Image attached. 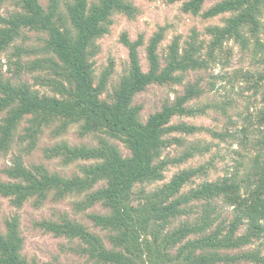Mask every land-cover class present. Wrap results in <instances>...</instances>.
Listing matches in <instances>:
<instances>
[{"label": "trees", "instance_id": "trees-1", "mask_svg": "<svg viewBox=\"0 0 264 264\" xmlns=\"http://www.w3.org/2000/svg\"><path fill=\"white\" fill-rule=\"evenodd\" d=\"M170 1H182L186 13L198 15L208 0ZM6 4L14 8L0 12V54L13 50L8 61L0 60V154L15 140L27 151L34 150L47 128L60 137L77 125L79 135L93 136L95 143L60 140L44 149L48 159L66 166L81 162L72 175L51 171L44 163L27 166L16 155L4 168L7 179L0 177V195L19 208L30 199L41 206L51 195L55 200L82 196L75 203L79 211L101 204L108 213L89 216L109 231L110 247L67 213L59 220L38 222L56 235L80 238L85 243L80 253L99 264H264V104L257 120L253 123L249 117L240 129L239 143L256 151L245 171L206 179L184 192L194 178L208 176L205 165L183 168L150 190L147 185L165 179L171 165L185 163L209 147L194 143L173 157L164 156L165 150L174 144L185 146L182 135L208 131L226 141L236 139L238 132L173 122L177 116H194L214 106L190 105L204 93L198 80L187 83L182 94L166 101L146 121L142 105L134 102L152 84L182 82L181 73L207 68L229 40L244 51L263 46L264 0H221L204 11L207 18L230 13L223 24L207 28L211 40L205 54L196 34L183 46L176 37L162 63L159 47L165 27H160L148 40L147 71L140 55L144 36L133 40L124 32L121 41L129 51V68L112 92L108 85L113 69L97 77L94 57L100 51L98 40L110 32L116 13L136 17L139 9L133 0H49L47 7L40 0H0V10ZM27 31L44 34L42 44L24 42ZM258 73L251 79L264 101V70ZM27 74H34L35 84L49 92L35 88L24 79ZM227 104L219 107L227 110ZM220 202L232 209L226 217ZM19 229L18 216L7 220L4 232L0 229V264H37L23 254ZM257 243L259 247H248Z\"/></svg>", "mask_w": 264, "mask_h": 264}, {"label": "rangeland", "instance_id": "rangeland-1", "mask_svg": "<svg viewBox=\"0 0 264 264\" xmlns=\"http://www.w3.org/2000/svg\"><path fill=\"white\" fill-rule=\"evenodd\" d=\"M40 1L43 6L47 7L49 0ZM133 1L139 9L136 17L129 18L125 14L116 13L110 32L98 40L100 51L94 57L96 75L99 77L107 68L113 69L108 85L109 92L113 91L129 68V51L121 41L124 32H127L133 40L138 39L140 35L144 36L145 43L140 49V55L143 69L147 71L149 69L146 52L148 40L160 27H165V38L159 47L162 63H164L168 47L176 37L181 40L183 46L187 39L196 34L198 41H201L203 47H205L202 50V53L205 54L207 51L206 46L211 40L207 28L223 24L230 14L225 13L210 18L204 17L203 12L221 0L206 1L203 12L198 15L186 13L182 9V1ZM13 8L11 4H6L0 12L5 13L7 9L12 10ZM26 34L28 39L24 42L29 45L42 44L41 39L44 34L42 35V33L36 31H27ZM260 41L263 43L260 48L252 46L251 49L244 51L234 40H229L225 43L221 52L217 51V60L211 61L207 68L190 69L185 73H181L184 76L182 82L163 85L152 84L136 95L134 102L142 105L141 117L146 121L152 113L161 109L166 101H172L177 95L182 94L187 83L198 80L204 88V93L193 99L190 105L196 107L214 106L206 108L205 113L194 116H177L173 119V122L184 121L218 131L230 129L233 132H238L236 139L230 137L226 141L213 137L208 131L197 132L193 135H182L185 146L174 144L165 150L164 156L179 155L186 147L194 143H198L203 149L206 146L209 149L196 154L185 163L171 165L165 172V179L147 185L148 190L166 183L179 170L193 166L205 165L209 170L208 176H197L185 186L184 192L196 187L206 179H218L237 169L241 170V173L245 171L249 157L254 156L256 151L252 150L249 145L243 146L239 143V137L243 134L240 129L243 127L244 122L248 123L249 117L253 123L257 120V114L264 104L262 92H255L253 80L251 79L252 74L254 78H257L258 72L264 70V61L262 60L264 56V26L260 33ZM19 42L23 41L20 40ZM12 50L9 49L1 53L0 60L8 61ZM256 51H258L257 55H255ZM8 67H10L9 63L5 66V70ZM11 69L13 71V66ZM12 71H7V75L11 76ZM24 79L30 81L41 92H49L47 88L35 84L34 74L24 75ZM226 103H229L226 107L227 110L219 107ZM78 131V126L74 125L65 135L53 137L50 128H47L37 148L30 152L25 149L24 144L15 140L9 151L0 154V177L7 179L4 168L13 164L16 155H21L27 166L44 163L51 171H57L63 175H72L78 172L81 162L66 166L59 159H48L44 152L46 147L60 140H67L71 144L95 143V137H81ZM115 142L124 154H129V150L123 143ZM102 185L103 183H100L98 186ZM81 199L82 196L80 195H69L62 200H55L51 195L41 206H37L34 199H30L19 208L12 204L10 198L0 195V229L4 232L7 220L18 216L19 230L24 238L23 254L30 263L99 264L87 255L80 253L81 246L85 245L80 238L56 235L38 225V222L44 219L59 220L63 213H67L72 219L88 228L89 231L99 235L110 247L109 231L97 226L89 216L94 212L108 213V210L101 204H96L86 210L79 211L76 209L75 203ZM220 206L223 217H226L232 210L229 207L223 208L222 202H220ZM181 220H177L175 224L178 225ZM245 229L244 225L240 232L245 231ZM248 247H259V245L257 243ZM237 264L253 263L241 262Z\"/></svg>", "mask_w": 264, "mask_h": 264}]
</instances>
